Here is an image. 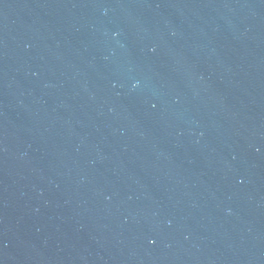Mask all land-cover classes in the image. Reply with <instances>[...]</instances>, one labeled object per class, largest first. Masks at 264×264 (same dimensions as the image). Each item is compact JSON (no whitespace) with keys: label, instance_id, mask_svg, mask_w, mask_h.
<instances>
[{"label":"water","instance_id":"95a60500","mask_svg":"<svg viewBox=\"0 0 264 264\" xmlns=\"http://www.w3.org/2000/svg\"><path fill=\"white\" fill-rule=\"evenodd\" d=\"M0 264H264V0H0Z\"/></svg>","mask_w":264,"mask_h":264}]
</instances>
